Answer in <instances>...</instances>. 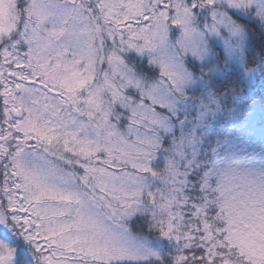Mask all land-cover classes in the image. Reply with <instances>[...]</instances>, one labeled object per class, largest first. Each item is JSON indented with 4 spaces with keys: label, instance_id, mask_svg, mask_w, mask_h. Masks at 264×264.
<instances>
[{
    "label": "snow or ice",
    "instance_id": "snow-or-ice-1",
    "mask_svg": "<svg viewBox=\"0 0 264 264\" xmlns=\"http://www.w3.org/2000/svg\"><path fill=\"white\" fill-rule=\"evenodd\" d=\"M0 264H264V0H0Z\"/></svg>",
    "mask_w": 264,
    "mask_h": 264
}]
</instances>
